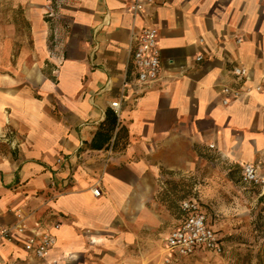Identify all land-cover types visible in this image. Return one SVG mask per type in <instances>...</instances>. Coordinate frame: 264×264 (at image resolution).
Segmentation results:
<instances>
[{"label":"crops","instance_id":"0c3cea01","mask_svg":"<svg viewBox=\"0 0 264 264\" xmlns=\"http://www.w3.org/2000/svg\"><path fill=\"white\" fill-rule=\"evenodd\" d=\"M129 5L0 0V227H27L0 246V264H207V251H167L182 200L175 218L157 198L159 177L206 176L204 201L190 197L201 203L235 191L246 163L264 179V0H154L141 14ZM149 25L162 73L138 85L130 48ZM224 86L245 93L224 103ZM257 195L264 216V183ZM32 230L56 237L44 258L24 248Z\"/></svg>","mask_w":264,"mask_h":264},{"label":"built area","instance_id":"2783aa9c","mask_svg":"<svg viewBox=\"0 0 264 264\" xmlns=\"http://www.w3.org/2000/svg\"><path fill=\"white\" fill-rule=\"evenodd\" d=\"M154 0H130L129 9L135 14L144 12L148 5ZM52 16V15H51ZM131 61L136 74L135 83L147 85L158 81L162 73L161 49L159 46V31L156 26L149 25L142 27L133 37L130 48ZM199 56L198 59H201ZM234 73L238 77H245L247 70L243 67H235ZM262 89L261 85L256 87ZM247 90L246 93H249ZM225 97L224 103L236 100L243 96L245 91L241 88L230 86L223 87ZM111 108L119 114L121 109L120 101L111 102ZM112 149V147L110 148ZM59 162L62 159H58ZM242 178L247 183L261 185L263 177L259 174L258 168L251 163L242 166ZM100 188L94 189L95 195H100ZM181 216L179 223L166 235L167 251L179 257H190L198 251H207L215 255H222L225 252V243L218 231L208 222L206 210L202 203L196 198H185L180 202ZM59 227V223L55 224ZM27 230L26 225L21 222L15 226L0 227V246L5 241H13L18 234ZM56 244V237L51 232L32 230L31 234L24 240V248L39 258H44ZM166 262H171L170 257Z\"/></svg>","mask_w":264,"mask_h":264},{"label":"rangeland","instance_id":"374dc122","mask_svg":"<svg viewBox=\"0 0 264 264\" xmlns=\"http://www.w3.org/2000/svg\"><path fill=\"white\" fill-rule=\"evenodd\" d=\"M239 172L235 191L222 192L213 196L211 201L202 204L208 208L213 219L221 220L220 234L225 243L222 255L207 254L204 263L207 264H264V216L261 209V197L257 195L259 185L247 183ZM207 177L194 173L165 174L158 179L159 190L157 198L164 202L172 216H178L179 202L185 198L196 197L204 201L206 196ZM249 200V207L221 208L222 198H237ZM215 204V205H213ZM214 207V208H213ZM216 209V210H215ZM175 217V218H176ZM172 224H169L171 226Z\"/></svg>","mask_w":264,"mask_h":264},{"label":"trees","instance_id":"16d2710c","mask_svg":"<svg viewBox=\"0 0 264 264\" xmlns=\"http://www.w3.org/2000/svg\"><path fill=\"white\" fill-rule=\"evenodd\" d=\"M112 111L113 112H111V113L108 114L107 120L109 118V122H110L109 125H110L111 129L114 130L116 128L115 126H116V123H117L118 116H117L116 112L113 109H112ZM119 131L116 133V137H115V140H114V142L112 144L113 145L112 148H115L116 147Z\"/></svg>","mask_w":264,"mask_h":264}]
</instances>
